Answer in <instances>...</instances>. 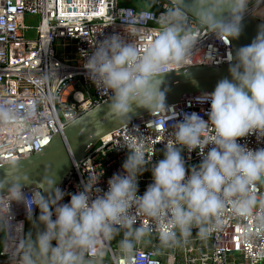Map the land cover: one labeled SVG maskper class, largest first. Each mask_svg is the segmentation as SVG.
Returning <instances> with one entry per match:
<instances>
[{"label":"built area","instance_id":"2783aa9c","mask_svg":"<svg viewBox=\"0 0 264 264\" xmlns=\"http://www.w3.org/2000/svg\"><path fill=\"white\" fill-rule=\"evenodd\" d=\"M141 1L0 0V166L142 78L233 62L225 29L171 0ZM59 40L75 54L58 56ZM41 197H0V264H36ZM45 241L68 261L264 264V105L191 95L113 130L57 187Z\"/></svg>","mask_w":264,"mask_h":264},{"label":"water","instance_id":"95a60500","mask_svg":"<svg viewBox=\"0 0 264 264\" xmlns=\"http://www.w3.org/2000/svg\"><path fill=\"white\" fill-rule=\"evenodd\" d=\"M171 1L204 24L225 29L233 46V62L142 78L55 135L41 152L0 166V197L32 188L42 193L31 238L36 264H103L92 259L57 258L47 247L45 230L57 187L66 181L75 163L110 132L191 95L211 93L264 105V21L251 13L264 0L250 7L239 0ZM154 242L163 244L158 237Z\"/></svg>","mask_w":264,"mask_h":264},{"label":"rangeland","instance_id":"374dc122","mask_svg":"<svg viewBox=\"0 0 264 264\" xmlns=\"http://www.w3.org/2000/svg\"><path fill=\"white\" fill-rule=\"evenodd\" d=\"M137 2H142L141 0H136ZM258 0H239V2L245 6V7H250L252 6L253 4H255ZM119 3L121 5H130L132 4L133 2L131 0H119ZM263 5V4H262ZM264 9V5L258 9L257 11H255V13H253L252 15L257 17L258 19L260 20H263L264 21V15H261L260 14V11H262ZM26 24L29 25V26H33L35 27L36 24H37V18L35 17H30V16H27L26 18ZM54 48H55V51H56V54L58 56H65L67 53H72V54H75L74 53V49L73 47L68 44V42L66 41H63V40H59L55 45H54ZM255 205H257V203H255ZM31 223V222H30ZM30 234V230H28V235H27V247H28V236ZM109 237L110 239L112 240V231L109 232ZM115 246V245H114ZM0 249H1V244H0ZM102 258L104 259H108L109 258V254H105Z\"/></svg>","mask_w":264,"mask_h":264},{"label":"trees","instance_id":"16d2710c","mask_svg":"<svg viewBox=\"0 0 264 264\" xmlns=\"http://www.w3.org/2000/svg\"><path fill=\"white\" fill-rule=\"evenodd\" d=\"M131 6H134V7H136V8H140V6L141 5H138V6H136V5H134V4H130ZM260 14L261 15H264V9L262 10V11H260Z\"/></svg>","mask_w":264,"mask_h":264},{"label":"crops","instance_id":"0c3cea01","mask_svg":"<svg viewBox=\"0 0 264 264\" xmlns=\"http://www.w3.org/2000/svg\"><path fill=\"white\" fill-rule=\"evenodd\" d=\"M131 1L133 2L132 4H134L136 6L142 5V2H137L136 0H131Z\"/></svg>","mask_w":264,"mask_h":264},{"label":"bare ground","instance_id":"6f19581e","mask_svg":"<svg viewBox=\"0 0 264 264\" xmlns=\"http://www.w3.org/2000/svg\"><path fill=\"white\" fill-rule=\"evenodd\" d=\"M263 5H264V4H263ZM263 5H261V6H259V7H256V8H254V9L252 10V12H251V13H252V14H253V13H255V11H257L258 9H260V8H261Z\"/></svg>","mask_w":264,"mask_h":264}]
</instances>
